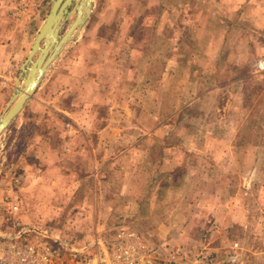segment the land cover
Listing matches in <instances>:
<instances>
[{"label": "rangeland", "instance_id": "1", "mask_svg": "<svg viewBox=\"0 0 264 264\" xmlns=\"http://www.w3.org/2000/svg\"><path fill=\"white\" fill-rule=\"evenodd\" d=\"M51 5L0 0V117ZM33 93L0 136V231L264 264V0H93Z\"/></svg>", "mask_w": 264, "mask_h": 264}, {"label": "water", "instance_id": "2", "mask_svg": "<svg viewBox=\"0 0 264 264\" xmlns=\"http://www.w3.org/2000/svg\"><path fill=\"white\" fill-rule=\"evenodd\" d=\"M74 2V7L69 11L68 6ZM85 2V10L81 12V4ZM93 0H52L49 12L34 36L30 51L21 66L22 84L11 97L6 112L0 117V136L8 125L22 111L26 103L36 91L50 65L58 57L66 44L72 41L87 19L92 14ZM75 12L67 31L60 35V29L65 20ZM36 55L35 60L32 57ZM37 70L36 79L33 74Z\"/></svg>", "mask_w": 264, "mask_h": 264}, {"label": "built area", "instance_id": "3", "mask_svg": "<svg viewBox=\"0 0 264 264\" xmlns=\"http://www.w3.org/2000/svg\"><path fill=\"white\" fill-rule=\"evenodd\" d=\"M13 209H16L13 205ZM8 231H0V264H93L94 259L87 251L70 248L46 230L16 224ZM35 235L33 242H22L27 235ZM118 238L129 239L126 247L117 243L108 257L98 253L100 264H139L140 252L145 253L139 244L138 236L132 232H124ZM49 243L46 244L45 241ZM56 245L57 247H55ZM147 252V251H146Z\"/></svg>", "mask_w": 264, "mask_h": 264}, {"label": "bare ground", "instance_id": "4", "mask_svg": "<svg viewBox=\"0 0 264 264\" xmlns=\"http://www.w3.org/2000/svg\"><path fill=\"white\" fill-rule=\"evenodd\" d=\"M80 9H81V12H84V10H85V2H83V3L81 4ZM37 70H38V67L36 68V71H35L34 74H33L34 79H36V76H37Z\"/></svg>", "mask_w": 264, "mask_h": 264}]
</instances>
